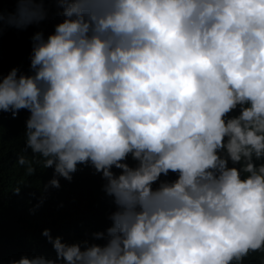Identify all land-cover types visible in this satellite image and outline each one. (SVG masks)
<instances>
[{
	"label": "clouds",
	"instance_id": "obj_1",
	"mask_svg": "<svg viewBox=\"0 0 264 264\" xmlns=\"http://www.w3.org/2000/svg\"><path fill=\"white\" fill-rule=\"evenodd\" d=\"M52 3L62 20L32 35L29 72L0 71V117L28 111L23 152L53 169L45 192L90 166L112 209L89 239L46 228L55 257L9 264H243L264 251V0H0V37L39 26Z\"/></svg>",
	"mask_w": 264,
	"mask_h": 264
},
{
	"label": "trees",
	"instance_id": "obj_2",
	"mask_svg": "<svg viewBox=\"0 0 264 264\" xmlns=\"http://www.w3.org/2000/svg\"><path fill=\"white\" fill-rule=\"evenodd\" d=\"M3 7L7 13L15 5L4 3ZM46 7L49 17L39 26H30L24 31L4 27L0 37V71L3 74L14 67L29 72L32 35L42 29L47 36L62 20L56 4ZM28 116L27 110H21L16 118H12L11 113H3L0 117V264H9L10 259L21 256L55 257L52 245L42 235L46 228L51 229L53 237L61 236L71 243L89 239L91 233L109 226L106 216L112 209L111 198L101 191L103 181L92 167L80 165L72 182L61 178L59 189L44 191L53 169H43L39 158L30 150L23 152ZM21 155L25 156L27 164L17 162ZM128 162L133 163L130 158ZM29 166L36 169L34 174H29ZM174 178L175 175L170 174L169 179ZM17 188H20L18 194L15 193ZM42 197L46 198L37 208ZM243 264H264V251L250 253Z\"/></svg>",
	"mask_w": 264,
	"mask_h": 264
}]
</instances>
